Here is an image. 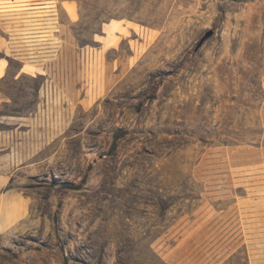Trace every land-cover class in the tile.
I'll list each match as a JSON object with an SVG mask.
<instances>
[{
    "label": "rangeland",
    "instance_id": "rangeland-1",
    "mask_svg": "<svg viewBox=\"0 0 264 264\" xmlns=\"http://www.w3.org/2000/svg\"><path fill=\"white\" fill-rule=\"evenodd\" d=\"M0 75V264H264V0H0Z\"/></svg>",
    "mask_w": 264,
    "mask_h": 264
},
{
    "label": "crops",
    "instance_id": "crops-1",
    "mask_svg": "<svg viewBox=\"0 0 264 264\" xmlns=\"http://www.w3.org/2000/svg\"><path fill=\"white\" fill-rule=\"evenodd\" d=\"M52 17H53V16H52ZM44 23H46V21H45ZM28 33H30V32H26V35H27V37H26V39H27V43H35V42H28V41H31V39H32V38H28V37H30V35H31V34H28ZM11 41H12V40H11V35H10L9 42H8L10 45H11ZM23 68H24V66L22 67L21 71H22L23 73H27L26 71L24 72V69H23ZM0 76H1V75H0Z\"/></svg>",
    "mask_w": 264,
    "mask_h": 264
},
{
    "label": "trees",
    "instance_id": "trees-1",
    "mask_svg": "<svg viewBox=\"0 0 264 264\" xmlns=\"http://www.w3.org/2000/svg\"><path fill=\"white\" fill-rule=\"evenodd\" d=\"M117 138L115 137V140H116Z\"/></svg>",
    "mask_w": 264,
    "mask_h": 264
},
{
    "label": "bare ground",
    "instance_id": "bare-ground-1",
    "mask_svg": "<svg viewBox=\"0 0 264 264\" xmlns=\"http://www.w3.org/2000/svg\"><path fill=\"white\" fill-rule=\"evenodd\" d=\"M69 11V10H68ZM70 13V12H69ZM76 16V15H75Z\"/></svg>",
    "mask_w": 264,
    "mask_h": 264
}]
</instances>
